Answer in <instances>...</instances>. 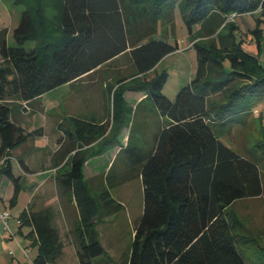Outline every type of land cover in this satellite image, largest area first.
Segmentation results:
<instances>
[{"label": "trees", "instance_id": "16d2710c", "mask_svg": "<svg viewBox=\"0 0 264 264\" xmlns=\"http://www.w3.org/2000/svg\"><path fill=\"white\" fill-rule=\"evenodd\" d=\"M14 3L24 7L13 33L15 45L6 44L5 30L0 40V156H6L0 174L14 184L10 204L17 202L21 190L20 176L12 170L11 150L34 133L11 120L13 108L78 79L131 45L137 73L124 85L145 90L166 124L150 154L140 157L143 211L126 264H264V245L252 233L244 234V223L226 212L236 200L262 195L264 144H256L254 154L247 156L221 139L229 125L250 113L254 96L264 97L261 31L256 27L251 32L255 53L247 51L246 40H237L235 35L237 17L251 16L258 26L264 25V0ZM177 6L189 27L198 67L196 78L170 100L162 92L165 75L149 74L177 49V45L153 38L162 20L173 23ZM194 23L199 24L197 33L192 30ZM27 41L34 46L24 47ZM236 79L239 82L227 86ZM119 89L123 92L120 85L112 91V133L131 114ZM217 91H222L221 99L211 100ZM88 156L87 151L78 150L57 178L79 210L80 264H94V258L104 253L95 228L96 200L82 173ZM18 163L28 169L23 160ZM53 219L49 207L20 215L21 226H32L29 235L38 246L34 264H49L63 249Z\"/></svg>", "mask_w": 264, "mask_h": 264}, {"label": "crops", "instance_id": "0c3cea01", "mask_svg": "<svg viewBox=\"0 0 264 264\" xmlns=\"http://www.w3.org/2000/svg\"><path fill=\"white\" fill-rule=\"evenodd\" d=\"M22 8L23 9L20 12H15V20L11 30L0 27V34H3V30H5V40L6 44L9 46L15 45L13 33L15 28L19 25L22 12L24 11L23 6ZM160 30L161 28L159 29L158 25L154 35H159ZM10 37L13 38V45H10L9 43ZM28 42L32 41H27L24 47L32 48L34 43L32 42L31 45L26 46ZM190 48L193 47L190 46ZM179 49L180 46L177 43L176 50ZM131 51L132 47L130 45L125 51L109 59L96 69L82 75L78 79L48 91L55 93L65 87H71V93L70 91L65 92L64 94L58 95L52 103L49 101L50 106L52 107L50 114H46L44 122L42 121L43 124L38 127L37 125L39 120H37L36 115H30L36 109L44 113L48 111L46 107L47 101L44 100V96L47 92L28 103L31 106V110L25 111L21 106L14 107L12 110L11 120L23 127L26 132H34L33 136H31L24 144L14 150H11L12 155L10 156L13 173L16 176H20L19 183L21 190L19 194L24 192L27 196H29L27 200L28 205L23 209V211L33 213L47 207L51 208L54 214L52 224L58 228L60 238L63 242V249L60 255L49 264H80L78 257L80 240L77 231V226L79 225V210L76 201L71 197L67 198L69 201L65 200L64 204H60V207L58 206L59 208L48 201L35 207L32 204V200L39 194L48 195L49 197L47 199L51 197V194L48 193V187L51 183L58 185L57 178H59L60 174L63 173V168L68 165L70 158L78 150H85L89 154L82 167V173L90 194L96 200L97 214L94 218L96 223L95 228L98 232L99 240L104 248V253L95 257L93 263H115L114 259L106 253V247L103 245L100 232L97 229V218L99 215L98 207H100V212L102 211L103 213L102 216H110L113 213H117L121 210H127V208H129L130 203H128V201L130 202V200L126 197L127 191H121V194L124 196L123 199L115 198L111 193V185L114 183V186H116L117 190H119L121 186L131 180V178L135 176L141 178L142 164H139L141 160L140 157L150 154L156 144V139L159 134H156L155 143H153V145L148 149L139 145L131 146V133L128 131V126L132 122L131 118L134 115V111H137L145 101L150 99L145 90L135 89L136 87H128L124 91L123 98L125 99L127 106L131 109V114L126 120L127 122H122L120 126H118L119 129L112 133L113 117L111 120V116L109 114V112H111L109 106L112 91L117 87L116 84L119 82L123 81L126 84H129L131 79H133L137 73ZM151 74H149L150 77ZM92 90H98L100 94V102L96 105L92 103ZM77 93H86L89 95L88 101L84 102L85 108L83 110L80 109V106L82 104L81 99H84L85 95L80 98ZM147 105L153 112V102H148ZM165 124L166 123L162 122L158 132L161 131ZM123 151L127 153V157L121 164L122 166L119 170L115 172L114 167L116 159ZM18 160H23L28 169H22ZM15 167L19 168V174L15 172ZM58 187L61 189L64 196H68V194H65L62 191V188L59 185ZM13 195V182L6 175L0 174L1 209L10 210L7 203L10 202ZM59 213H63L62 216L64 217V221L66 218L69 220L71 218L73 219V224H71L70 229L68 224L69 222L66 220V227H64L66 232L63 231V227L58 225V220L56 221V219H58L56 216H58ZM20 215L17 218V222L20 223L19 225H21ZM7 223L9 226L8 220ZM30 227L32 228V226ZM4 230V224L0 222V264H20L10 250L8 254L6 252L11 243L9 240L13 238L11 236L6 238ZM246 231L248 233H252L248 227L246 228ZM73 233L75 234L74 237H70V240L67 238L71 244H75L71 249L65 244V237H68L69 235L71 236ZM28 237L33 240L30 235ZM8 255H11L9 256L10 261ZM74 259H76V262Z\"/></svg>", "mask_w": 264, "mask_h": 264}, {"label": "rangeland", "instance_id": "374dc122", "mask_svg": "<svg viewBox=\"0 0 264 264\" xmlns=\"http://www.w3.org/2000/svg\"><path fill=\"white\" fill-rule=\"evenodd\" d=\"M22 9V6L15 5L13 0H0V27L11 30L15 20V12H20ZM173 17L174 20L171 24H167L165 20H162L159 24V29L161 28V34L159 33V35H154L153 37L163 38L175 47L178 43L180 49L164 56L155 65L151 74V77L154 75H165L166 79L162 87V92L170 100H175L180 89L190 84L191 80L196 78L198 67L196 50L194 48H190L192 44L190 43V30L187 23L183 19L178 6L175 8V14ZM236 22L239 25V28L235 31L237 40L244 38V40H246L244 43V48L252 53H255L256 48L255 39L251 32L256 27L260 29L261 34L259 38L261 54L259 56V60L264 64V25L258 26L255 19L247 15L237 17ZM198 29L199 24L194 23L192 27L193 32L197 33ZM1 39L2 34H0V40ZM9 43L10 45L14 44L12 37L9 38ZM31 43L32 42H28L26 46L31 45ZM225 65H229L228 60L225 61ZM237 81L239 82V79L229 82L227 86H231L232 84L237 83ZM124 84L126 83L123 81L116 84L117 86L120 85V87L123 89V92L121 89H119L121 90L122 94L128 88L127 85ZM68 91L71 93V87H65L55 93H46L44 100L47 101L46 107L48 111L44 113L36 109V112L33 111V113L30 115H36L37 120H39L37 127L43 124L46 114H50L52 107L50 106L49 101L52 103L58 95L64 94ZM222 91L213 93L210 99L212 98L215 100H220L222 97ZM77 94L80 98L85 95V98L81 99L82 104L80 106V109L83 110L85 108L84 102L88 101L89 95L86 93ZM91 98L94 105L98 104L100 102L99 91L92 90ZM254 98V102L250 103L252 107L250 113L244 114L239 122L236 121L229 125V131L221 136V139L229 147L247 156L250 155V152H253L251 154H254V147L256 144H264V97L254 96ZM148 102H153V112L151 111V108L148 107ZM112 103L113 94L111 95V102L109 106L111 110V112H109L111 120L113 117ZM20 106L25 111L31 110L30 105L29 109H25L22 105V102ZM131 121L132 122L128 126V131L131 133V146L139 145L148 149L153 145V143H155L156 134L159 133L158 131L160 130L162 122L166 123V118L161 115L155 102L150 98L149 100L145 101L137 111H134ZM126 157L127 153L124 151L118 155L114 167L115 172H117L122 166L121 164L125 161ZM260 158V169L262 173V180L264 182V157L261 155ZM15 172L19 174V168L15 167ZM110 189L112 195L115 198L122 199L124 196L121 194V191H127L126 197L130 200V202L128 201L130 205L127 210H121L117 213H113L110 216H102L103 213L102 211L100 212V207H98L99 215L97 218V229L100 232L101 241L106 247V253L110 255L115 261V263L112 264H126L129 256L130 244L134 235L135 225L137 224L143 211L142 180L138 176H135L123 184L119 189L120 191L117 190L116 186H114V183L111 185ZM48 190V193L51 194L49 199H47L49 196L45 194H39L33 198L32 204L35 207L39 206L40 204H44L46 201L51 202L56 207H60V204H64L65 200L69 201L67 199L69 196H64L57 184L51 183V185L48 187ZM19 195L16 203L12 205L10 202L7 203V206L10 207L9 211L11 213V216L8 219L10 232L8 230H4V234L6 235V238L11 236L13 239L9 240L11 243L8 246V250L6 252L8 254L10 250L14 254L15 259L18 260L20 264H33V260L38 253V246L28 237L32 231V228L29 225L21 226L19 225L20 223L17 222L18 216L28 205L27 200L29 196H27L24 192ZM226 212L230 215L237 216L244 223V228L241 229L244 234H248L246 231V228L248 227L252 234L257 238L258 244L264 245V194L259 198L254 197L236 200L234 203L226 207ZM62 214L63 213H59V215L56 216V218H58L56 219V221L58 220V225L64 228L66 227L65 222L68 220L70 229L71 224H73V219L71 218L69 220L66 218L64 221ZM63 231L66 232V229L64 228ZM74 236L75 234L73 233L71 236L69 235L68 237H65V244L71 249L75 244H71L69 240L70 237ZM67 238L69 240H67ZM9 256L11 255H8L10 261ZM74 261L76 262V259H74Z\"/></svg>", "mask_w": 264, "mask_h": 264}, {"label": "built area", "instance_id": "2783aa9c", "mask_svg": "<svg viewBox=\"0 0 264 264\" xmlns=\"http://www.w3.org/2000/svg\"><path fill=\"white\" fill-rule=\"evenodd\" d=\"M232 17H234V15H232ZM192 45V44H191ZM27 101H23L22 105L25 109H29V105L27 104ZM6 156H0V165L5 161ZM11 213L8 209H1L0 208V222H2L4 224V228L5 230H8L10 232L7 220L10 217ZM25 253L27 254V252L25 251Z\"/></svg>", "mask_w": 264, "mask_h": 264}]
</instances>
